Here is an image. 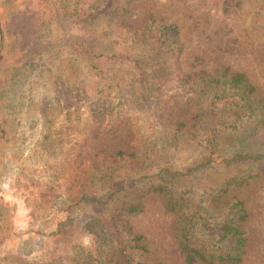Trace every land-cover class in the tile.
I'll list each match as a JSON object with an SVG mask.
<instances>
[{"label": "trees", "instance_id": "16d2710c", "mask_svg": "<svg viewBox=\"0 0 264 264\" xmlns=\"http://www.w3.org/2000/svg\"><path fill=\"white\" fill-rule=\"evenodd\" d=\"M16 1L15 14L5 24L11 48H3L0 54V94L13 91L15 95L27 77L41 76L45 65L63 52L61 20L84 28L69 49L83 68H88L82 70L91 71V99L85 101L71 94V87L78 90L65 80L54 82L58 107L68 113L84 104L88 110L84 139L74 153L68 147L66 153L61 152L63 158L56 162V168L63 171L70 162L72 183L81 187L82 175L91 171V193L66 200L63 206L69 218L80 216L86 221L90 247L68 260L34 264H167L149 258L144 237L135 234L124 217L142 212L145 200L155 194L165 198L167 211L175 216L176 252L184 264H241L249 252L246 225L250 213L246 203L230 195L229 189L264 172V150L232 154L231 163H252L257 172L220 186L214 202L221 206L223 215L211 220L190 196L172 199L174 189L179 188L170 177L176 174L172 167L153 170L148 165L149 155L135 145L130 151H111L99 141L114 138L136 115L152 114L156 98L166 93L151 122L158 127L161 144L178 145L205 129V156L187 173L205 170L216 161L214 141L221 131L238 130L237 121L250 125L242 127L248 137L264 128V85L246 71L228 65L185 72L181 55L187 37L175 23L151 13L137 36L125 22L131 7L141 0ZM8 57L11 65L4 70L2 62ZM178 107L187 110L185 121L176 116ZM0 128L3 132L1 122ZM28 164V172L35 173L31 167L36 163L29 159ZM41 164L36 168L46 166ZM119 169L127 175L115 181ZM2 244L1 236L0 247ZM5 260L9 259L0 251V262L7 263Z\"/></svg>", "mask_w": 264, "mask_h": 264}, {"label": "rangeland", "instance_id": "374dc122", "mask_svg": "<svg viewBox=\"0 0 264 264\" xmlns=\"http://www.w3.org/2000/svg\"><path fill=\"white\" fill-rule=\"evenodd\" d=\"M17 2L0 0L3 33L0 54L3 48H11L5 24L15 14ZM151 13L175 23L186 35L181 55L185 72L210 71L228 65L233 70L246 71L260 86L264 85V0H141L131 7L125 22L140 36L142 25ZM61 25L64 48L58 58L45 65L41 76L27 77L15 95L13 91L0 94L3 130L0 132V237L3 238L0 251L9 259L0 264L68 260L90 247L86 221L80 216L69 218L63 206L66 200L91 193L88 181L91 171L82 175L81 187L72 183L70 162L63 171L56 168V162L63 158L61 152L66 153L68 147L74 153L77 143L84 139L88 110L84 104L68 113L58 107L54 82L65 80L78 90L71 87V94L85 101L84 98L91 99V90H88L91 71L82 70L88 68H83L69 49L84 33V28L67 20H61ZM10 65V57L2 62L4 70ZM165 94L156 98L152 114L136 115L114 138L100 140L99 145L111 151H130V146L135 145L141 153L149 155L148 165L153 170L172 167L176 174L170 177L179 186L177 191L174 189L172 199L190 196L211 220L217 219L223 215L221 206L214 202L220 186L230 179L243 178L250 171L257 172L252 163H231L232 154L264 150V128L248 137V133H242V127L250 125L237 121L238 130H223L216 137V161L205 170L193 169L187 173L205 156L208 132L201 128L178 145H162L158 127L151 122L158 115ZM175 110L176 116L185 121L187 110L181 107ZM28 158L36 163L31 167L35 173L28 172ZM39 163L46 166L37 169ZM126 175L127 172L119 169L115 181ZM136 193L137 190L133 191L132 196ZM229 194L239 196L250 213L246 225L249 252L241 264H264V172L238 188L231 187ZM124 217L133 232L144 237L150 259L184 264L176 252L175 216L167 211L163 196H150L142 212Z\"/></svg>", "mask_w": 264, "mask_h": 264}, {"label": "water", "instance_id": "95a60500", "mask_svg": "<svg viewBox=\"0 0 264 264\" xmlns=\"http://www.w3.org/2000/svg\"><path fill=\"white\" fill-rule=\"evenodd\" d=\"M2 42H3V33L0 26V51H1Z\"/></svg>", "mask_w": 264, "mask_h": 264}]
</instances>
